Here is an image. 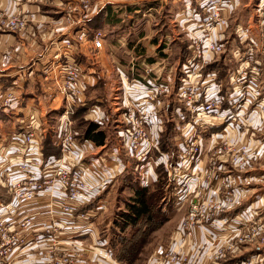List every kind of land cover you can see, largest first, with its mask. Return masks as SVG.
<instances>
[{
  "label": "built area",
  "instance_id": "2783aa9c",
  "mask_svg": "<svg viewBox=\"0 0 264 264\" xmlns=\"http://www.w3.org/2000/svg\"><path fill=\"white\" fill-rule=\"evenodd\" d=\"M227 1L229 0H206L199 30L188 36V51L191 55L186 62L180 64V76L177 79L179 85L176 94L182 105V108L175 109L180 120L176 123V130L179 132L176 143L177 160L170 167L166 155H161L160 160L165 166L168 184L175 188L174 195L180 201L178 204L189 195L192 200L176 231L178 246L158 247L151 264H191L192 256L199 247L190 241L198 233L203 234L206 243L214 247V253L210 257L212 264H218L229 256H236L245 245L264 246V216L255 219L256 216L250 212H241L230 223L219 218L234 206L245 191L241 186L242 181L237 182L240 179L235 177L237 175L231 177L224 174L219 177L218 174L223 171L226 173L227 169L232 172L241 170L249 165L251 150L246 141L242 144H218L217 141L224 140L225 134L242 132L244 135L251 129L255 118L264 116V99L260 98L262 67L255 58L253 46L234 54L238 67L228 72V84L233 90L231 92L226 86L228 95L223 93V84L216 75L218 72L207 69L225 51L224 45L214 36V31L228 25L224 10ZM96 14L92 0H71L67 3L64 19L70 30L76 28L75 32L68 41L50 42L45 52L46 61L39 69L45 83L54 81L52 91L62 103L57 131L59 159L54 162L44 161L41 114L36 108H29L27 116L18 121L22 131L20 147L25 156L13 165L7 161L0 166V186L12 194V199L18 206H31L45 193L52 199L54 192H58L62 197L59 209L57 214H50L48 225L36 234L30 227L31 215L18 222L0 219V264H10L15 252L27 242H33L32 245L37 246L45 238L49 245L40 251L45 264H79L83 259H86V264L113 262L105 242L100 238L90 243L75 244L71 249H62L63 244H71L60 239L68 229L90 236L92 219L101 217L104 208L103 205H98L95 209L83 210L90 204L89 192L94 189L98 192L115 177L89 169L84 161V148L76 138L77 134L73 132L70 121L78 107L86 106L83 67L78 58L93 54L90 51L101 53L104 49V35L87 28V23ZM32 24V17L0 9V32L24 35L31 31ZM149 67L147 74L155 69L151 65ZM170 69L172 68L162 67L158 76L164 77L165 83L147 81L144 93L141 92L139 81L129 79L125 72L120 73L122 111L116 124L122 132L128 153L137 162L148 160L154 151L159 153L158 134L162 130L158 125L156 131L151 130V126L155 121L158 122L161 98L168 95L173 76ZM24 81L21 74L10 80L7 86L0 85L1 110H10L21 99ZM134 95L136 101L132 97ZM224 103L229 106L225 110L222 109ZM92 108L95 113L85 115V118L99 123L97 120L100 118L97 116L100 112L98 108ZM212 129H217L218 132ZM207 137L209 146L206 149L202 146V141ZM44 165L53 168L49 176L40 173ZM202 177L203 182L200 180ZM91 178L96 181L94 187L90 183ZM141 183L148 184L144 180ZM51 199L48 205L52 211ZM215 230L225 231L226 235H219L214 239L207 237V234ZM186 245L190 250L182 253L181 250ZM237 264H264V256H253Z\"/></svg>",
  "mask_w": 264,
  "mask_h": 264
},
{
  "label": "crops",
  "instance_id": "0c3cea01",
  "mask_svg": "<svg viewBox=\"0 0 264 264\" xmlns=\"http://www.w3.org/2000/svg\"><path fill=\"white\" fill-rule=\"evenodd\" d=\"M70 1L71 0H0V9H2L4 12L12 14L18 13L32 17L33 19L32 28L28 34L18 36L9 32H0V85L7 86L10 80H12L16 75L22 74V76H24L25 78V81L23 82L24 92L21 99L17 103H15L8 111H3L0 109V166L2 164H6L7 161L11 165H13L18 162L21 157L23 158L25 156V153H23V150L20 147L22 145L20 136L22 131L18 126V121L24 119L27 116L29 108H36L37 110H39V113L41 114L40 126L44 132V139H50L53 145L55 147H58L59 140L57 137V131L60 124V116L58 118L56 127L52 129V134L50 132L51 130L49 131L45 129V120H43V114L45 111L53 113L54 111H57V109H60V98L57 97L56 94H54V92L52 91L54 81L50 80L49 82L45 83L39 69L41 65L46 61L47 56H45V52L50 42L68 41L70 40L72 34H74L75 32L74 29L72 31L69 28L64 29L63 27L65 26L62 24L63 8ZM123 1L125 0H114L111 2V7H104L106 0H92V6L96 10L97 7L99 8L97 14L101 13V16H97L98 21H103L105 23L109 22L111 23V25L114 22L117 23L120 18L124 16V12L115 13L112 10H115L116 8H123ZM163 1L164 4H161V6L165 5L174 7L178 4L180 8H187L186 12H184V10H181L182 14H178V16H176L177 21L184 18L185 16H190L192 14L191 19L187 22L185 21L187 25L184 26L183 24V28L185 30L184 33H186L187 37L189 36V33L193 31L198 32V26H200V21L202 20L201 16L204 14V10L206 7V0ZM134 2L136 3L137 1ZM263 2L264 0H229L225 2L224 10L229 19V23H233L235 25L234 29H231L230 32H227V25V27L224 29H216L214 31V36L222 44L226 43V41L229 40L232 35H234V42L232 45H230L229 48L230 53L233 56L239 51H246V49L250 45L253 46V48L255 47V58L262 67L260 90L261 99H264V27L262 26L263 18L260 16V10ZM191 8L192 11L190 10ZM134 10L135 11H133L132 14H137V12L139 11V9L137 8H135ZM132 14L130 16H127V18L132 19ZM60 18L62 20H60ZM112 18L113 21H111ZM93 21H91L90 23H93ZM94 23L96 22L94 21ZM146 28L147 35L151 36V27L146 25ZM145 38L146 37H141V40H144ZM157 38V34L154 35V37L149 38L150 42L148 43L147 49H151L153 53H155L157 50ZM224 40L226 41L223 42ZM211 65H213L212 68H214V70H216L217 72L219 71L218 73H216V75L218 77L222 76L220 70L218 69V61H214L213 63H211ZM229 67L228 70L230 71L231 68ZM237 67L238 65L234 67V70ZM132 97L134 101H136V96L134 95ZM166 106L168 107L169 105L167 104ZM92 111L93 113H95L94 108ZM90 113L91 110L89 111V114ZM98 115L99 116L97 117L100 119L97 121L100 123L101 130H103L106 134V140L104 145L102 146H97L91 141L81 142L85 151L84 161L92 172H101L107 173L108 175L118 176L125 169L126 161L122 159L119 154H117V152L119 151L118 149L121 147V143H123L122 132L119 131V129L117 128V124H115L113 126V133H110V131H108L107 128L104 127L105 122H102V115L100 113H98ZM254 121L255 122L253 124L252 131H256L255 133H259L260 135L264 136V116H259L258 118H255ZM156 128L157 125L155 121L151 126V130L153 129L154 131H156ZM122 147L126 149L125 145H122ZM262 148H264V146ZM113 161L114 163H112ZM105 170L106 172H104ZM52 171L53 168L51 166L44 165L40 173H46L49 176ZM248 171L249 172L247 173H250V170ZM262 173H264V171H262ZM242 180L248 182V184H246L244 187L242 186L243 191H246L245 188L247 189V191L243 194V197H245L247 193L251 192V187H253V185L257 186L256 182L258 179L249 175H243ZM259 180L260 181H258V183H260V185L258 187L260 195L259 197H255L257 198L256 202L241 211L245 212V214L250 212L251 215L253 214L255 216L258 214L262 216L264 215V176L261 175L259 177ZM90 181V183L94 187V185H96V181L92 180V178ZM113 181L114 180L110 181L111 184ZM253 181H255V184H252ZM110 182H108L107 185ZM111 184L109 186L106 185L105 187L101 188L98 192L96 189L90 190V203L93 204L90 209L87 210L95 209L98 205H103L104 213L106 209V202H102L101 196L102 194H104V191L109 192L108 189ZM1 191L2 194L0 193V219H4L5 221L18 222L24 217L31 215L32 222L30 227L35 234L36 232H40L45 225H48L51 220L50 214H57L56 211H58L60 203L62 201V197L58 192H54V197L52 199L50 198L49 194L45 193L43 197L39 198V200L35 204L31 206L20 207L12 199V194H10L3 187L1 188ZM49 199H51L53 207L52 211L49 210ZM179 210H181V208ZM94 220H98V218L96 217L92 219V222ZM92 222L91 228L89 230V232H91L90 236H88L89 234L81 235V231H74L73 229H68L64 233V235L62 234L60 239L71 244H63L61 246L62 249H71V247L75 244H81L83 242L90 243L91 241L98 240L99 238L102 242H105V238L100 237L99 234L92 229ZM178 225L176 226V229H174V233L171 234L169 241L165 245V247L176 248L178 246V238L176 235ZM79 227L81 228L82 226ZM219 235L224 236L225 231L220 232L215 230L207 234V237L209 236L214 239ZM190 242L191 244L197 245L199 247L196 254L192 256L191 264H212L210 257L214 253V247L206 243L205 236L198 233ZM32 244L33 242H27L23 247L19 248L12 256L10 264H45V260L41 256L40 251L48 247L49 243L47 242V239H42L37 246H33ZM161 246L162 245H159L158 247ZM251 249L252 247H250L249 245H245L241 248L239 252L241 253L240 255L230 256L226 260L219 261L218 264H227L226 262H228V260L237 259L244 255H251L252 257L264 256V250H261L257 247L254 248V250ZM189 250L190 247L186 245L182 248L181 252L187 253ZM152 260L153 255L151 252L146 259L145 264H151ZM86 263V259H83L79 264ZM105 264L117 263L113 261L105 262Z\"/></svg>",
  "mask_w": 264,
  "mask_h": 264
},
{
  "label": "rangeland",
  "instance_id": "374dc122",
  "mask_svg": "<svg viewBox=\"0 0 264 264\" xmlns=\"http://www.w3.org/2000/svg\"><path fill=\"white\" fill-rule=\"evenodd\" d=\"M112 1L114 0H106L104 7H111ZM134 1L137 2L135 3ZM153 2L155 6L153 5ZM161 4H164L163 0H125L122 2L123 8H116L115 10H112L115 13L124 12V16L120 18L117 23L114 22L112 25L109 22L105 23L103 21H98V17L99 15L101 16V13L94 15L91 21L94 20L96 23H94V21L93 23H90V21L89 23H87V28H89L91 31H100L104 35L103 42L105 49H103L101 53L90 51L93 54H90L89 56L81 55L78 58V61L83 67V77L86 88L84 96V103L87 105V111L85 112L86 116L93 115L92 107L98 108L100 114L102 115V122H105L104 127L107 128L110 133H113V126L119 120V115L122 111V84L120 80V73L125 72L127 73L129 79H133L134 77L135 81H139L141 84V92L144 93L147 88V81H151L152 83L156 84L165 83V78L158 76V71L162 67H165L166 69L172 68L170 70H172L173 76L171 77L172 82L169 86V92L166 97L161 98L162 104L160 105V109L157 114L158 122L156 123V125L160 126L162 130L161 132L159 131L158 134L159 139L157 146L159 149V153L154 151L153 154L149 155L148 160L144 161L142 164L136 165V159L132 158L127 149H124L122 147V145H124L123 143H121V147L117 152V154H119L124 160L129 158L133 159V164L130 165V168H134V176L136 177V181H138L139 183H141V180L151 183V178H156L155 169L157 166H163L165 170V166L163 163H161L160 160L161 155H166L169 160V167L173 166L174 162L177 160L178 153L176 143L178 142L177 137L179 136V132L176 130V123H178L180 120L175 112V109L177 107L182 108L181 102L179 101V98L176 94L177 86L179 85L177 84V79L178 76H180V64H182V62H186V59L191 55V53L188 51L190 40L186 36V33H184L185 30L183 27L187 25L185 21L187 22L188 20H190L192 14L190 16H185L184 18L177 21L176 16H178V14H182L181 10H184V12H186L187 8H180L178 4L174 7L165 5L161 6ZM263 4L262 10H260V16L262 18H264ZM66 5L63 8L62 15V24L65 26L63 27L64 29H67L69 27L64 19ZM135 8L139 9V11L137 12V14H132L133 11H135ZM192 8L190 9L191 11ZM98 11L99 8L97 7V12ZM131 14L132 19H128L127 16H130ZM203 16L204 14L201 17ZM60 20L62 19L60 18ZM111 21H113V18L111 19ZM227 24V32H230L231 29H234L235 25L233 23H229V19L227 21ZM146 25L151 27V36L147 35ZM262 26L264 27V24H262ZM75 29L76 28H74V31ZM14 34L19 36L18 33ZM156 34L158 36V38L156 39L157 50L155 53H153L151 49H147V46L150 42L149 38L154 37V35ZM141 37L146 38L144 40H141ZM233 37L234 35H232L229 40L223 41H226V43H223L225 51L216 59L219 66H221L220 73L222 76H220V83L223 84V93L225 92L226 95H228L229 93V91L225 90L226 86L231 92L233 91L232 87L228 84V67L230 66L229 68H231V72L232 69L234 70V67L238 65L237 60L230 53L229 49L230 45H232L234 42ZM159 48H163L162 51H159ZM184 52L188 53L185 57L183 56ZM150 65L155 69L153 70V72L147 74L146 70L150 68ZM137 91L139 92L140 90ZM59 104L60 109H57V111H54L53 113L45 111L43 114V120H45V129L49 131L51 130V133L52 129L56 127L58 118L61 113V101ZM167 104L169 105L168 107L166 106ZM225 104L227 105V107H229L227 103ZM89 107L92 108L91 115L88 114L90 111ZM70 121L72 123V129H76L80 133L83 128L82 126H78L81 123V120L76 118L75 120L71 119ZM168 124L172 128L171 132L166 131ZM252 127L244 135H242V132L225 134L223 136L224 140L219 139L217 141L218 144H221V142H226L229 144H242L246 141L247 145L250 144L251 150V152L249 153V165H245V167L241 168V170H233V172L232 170L227 169L226 173L224 171L220 172L218 174L219 177H223L224 174L231 177L232 175H237L235 177H240V179H237V182L238 180H241V186L243 187L248 184L247 181L242 180L243 175H249L258 179L256 182L257 186L253 185V187H251L252 190L250 193H247L245 197L240 196L235 201L234 206L230 210L222 213L219 216V218L224 219V221L228 220V223H230L231 220L235 218V216L241 214V211L244 208L256 202L257 198L255 197H259L260 195L258 187L260 183H258V181H260L259 177L261 175L264 176V173H262V171H264V148H262L264 146V136L260 135L259 133H255L256 131H252ZM212 130L214 132H218L217 129ZM218 135L221 136L220 134ZM163 139L171 149L170 153L162 152L161 146ZM202 145L204 146V148H208V137L204 138V140L202 141ZM112 163H114V161ZM248 170H250V173H247L249 172ZM124 171L125 169L120 173V175L115 176L112 179L114 180L112 184L110 182L107 185L109 186L111 184L108 189L109 192L104 191V194H102L101 196L102 202H106V209L102 215V218L97 217L98 220H94L92 222V229L95 230L100 237H103L107 240L110 237H113V233L115 232L112 228L115 213L121 211L124 208V204L127 198L132 196V191L130 188L122 187L121 181ZM104 172H106V170ZM165 179L167 183V195L165 196V198L163 197V200H159L158 202H160V206H162V201L165 203H167L168 201H174L173 215L168 222L164 223L159 229L148 236L147 240L145 241V245L142 247V251L138 256V259L133 264H145L146 259L148 258L150 253L152 252V255H154L153 252L156 251L159 245L165 247V245L169 241L171 234L174 233V229H176V226L186 215L188 204L192 200L189 195L185 201L181 202V204H178L180 203V201H178L177 196L174 195V186L168 184L166 172ZM200 180L201 182H203L204 178L202 177ZM253 182L252 184H255V181ZM1 188L2 187L0 186V193L2 192ZM153 190L154 188L150 189L151 192ZM245 190L247 191L246 188ZM180 208L181 210H179ZM263 216L258 214L256 215L255 219H260ZM226 226L227 225H225V227ZM248 245L252 247L251 250H254V248L256 247L264 250V246H260L258 244ZM240 254L241 253H238L237 255ZM113 261L117 264H123L119 261H116L115 259H113Z\"/></svg>",
  "mask_w": 264,
  "mask_h": 264
},
{
  "label": "trees",
  "instance_id": "16d2710c",
  "mask_svg": "<svg viewBox=\"0 0 264 264\" xmlns=\"http://www.w3.org/2000/svg\"><path fill=\"white\" fill-rule=\"evenodd\" d=\"M162 49L159 48V51H162ZM187 54V52H184L183 56L185 57ZM212 66H207V69L213 70L214 68ZM218 68L221 71V66ZM227 108V105L224 103L222 109L225 110ZM86 111L87 105L80 106L75 110L71 119H80L81 123L78 126H82L83 128L80 133L76 129L72 130L77 134L76 138L80 142L91 141L97 146H102L105 143L106 134L101 130L99 123L85 118ZM171 129V126L168 124L166 131L171 132ZM161 148L163 153L171 152V149L164 139ZM42 153L45 162H54L60 157L59 148L55 147L48 138L43 140ZM142 163L137 162L136 165ZM131 164H133V159H126L125 171L121 182L122 187L131 189L132 196L127 198L124 208L115 213L112 226L115 231L113 237H110L108 240L105 239V244L112 258L123 264H133L138 259L148 236L159 229L164 223L168 222L174 212V201H168L167 203L162 201V206L158 202L159 200H163V197L165 198L167 195V183L163 166L159 165L156 167V178H152L151 183L142 184L136 181L134 168H130ZM153 188L154 190L151 192L150 189ZM92 204L90 203L83 210L90 209ZM250 257L252 256L244 255L237 259H230L226 263L237 264Z\"/></svg>",
  "mask_w": 264,
  "mask_h": 264
},
{
  "label": "bare ground",
  "instance_id": "6f19581e",
  "mask_svg": "<svg viewBox=\"0 0 264 264\" xmlns=\"http://www.w3.org/2000/svg\"><path fill=\"white\" fill-rule=\"evenodd\" d=\"M258 118V117H257ZM253 122H254V120H253Z\"/></svg>",
  "mask_w": 264,
  "mask_h": 264
}]
</instances>
